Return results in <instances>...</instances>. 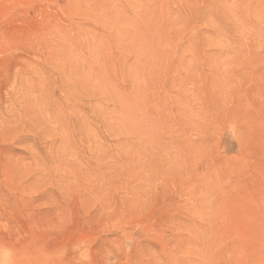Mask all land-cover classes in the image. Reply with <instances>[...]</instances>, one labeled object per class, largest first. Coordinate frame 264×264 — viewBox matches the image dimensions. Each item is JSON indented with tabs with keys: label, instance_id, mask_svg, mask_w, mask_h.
I'll return each instance as SVG.
<instances>
[{
	"label": "rangeland",
	"instance_id": "obj_1",
	"mask_svg": "<svg viewBox=\"0 0 264 264\" xmlns=\"http://www.w3.org/2000/svg\"><path fill=\"white\" fill-rule=\"evenodd\" d=\"M0 246L264 264V0H0Z\"/></svg>",
	"mask_w": 264,
	"mask_h": 264
},
{
	"label": "clouds",
	"instance_id": "obj_2",
	"mask_svg": "<svg viewBox=\"0 0 264 264\" xmlns=\"http://www.w3.org/2000/svg\"><path fill=\"white\" fill-rule=\"evenodd\" d=\"M15 253L11 248L0 246V264H15Z\"/></svg>",
	"mask_w": 264,
	"mask_h": 264
}]
</instances>
